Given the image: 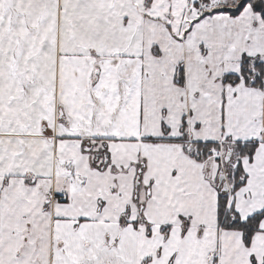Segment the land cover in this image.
Listing matches in <instances>:
<instances>
[{
	"label": "snow or ice",
	"instance_id": "obj_1",
	"mask_svg": "<svg viewBox=\"0 0 264 264\" xmlns=\"http://www.w3.org/2000/svg\"><path fill=\"white\" fill-rule=\"evenodd\" d=\"M0 264H264V0H0Z\"/></svg>",
	"mask_w": 264,
	"mask_h": 264
}]
</instances>
